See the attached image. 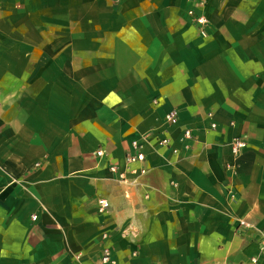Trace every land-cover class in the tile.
Wrapping results in <instances>:
<instances>
[{"label": "crops", "instance_id": "crops-1", "mask_svg": "<svg viewBox=\"0 0 264 264\" xmlns=\"http://www.w3.org/2000/svg\"><path fill=\"white\" fill-rule=\"evenodd\" d=\"M256 230L264 0H0V264H264Z\"/></svg>", "mask_w": 264, "mask_h": 264}, {"label": "built area", "instance_id": "built-area-1", "mask_svg": "<svg viewBox=\"0 0 264 264\" xmlns=\"http://www.w3.org/2000/svg\"><path fill=\"white\" fill-rule=\"evenodd\" d=\"M189 1L193 2L195 4H201L202 3V0H189ZM187 14L191 18L192 22L195 25H197L200 32L202 34H205V29L208 26L207 18L203 14L197 13L195 11V8H193V7L189 8L187 10ZM176 122H177V114L175 111L170 110L164 115V123L166 125H173ZM211 126L214 127L215 125L212 124ZM149 135H150V133H147V134H145V137H148ZM182 138L185 140L192 139L191 130L184 129L182 132ZM156 141H157V144L161 147H169L170 146V142H169V139L167 137L158 138ZM245 145H246V143H245L244 139H242V138H235L231 142V154L233 157V161L237 160V158L240 156V153H241L242 149L245 147ZM142 146H143L142 143L138 140L131 141L130 148L125 153L124 159H125L126 164H128V165L142 164L145 161V154H144ZM176 151H177L176 149L172 148L173 153H175ZM104 154H105V152L102 149H98L95 151V155L99 158L103 157ZM229 166L233 167V165H229ZM110 169L112 171H115L114 166L110 167ZM132 172L138 173V174H143L145 172V169L143 167H140L138 169H133ZM119 179L122 182H126V178H125L123 173L119 174ZM97 202H98V212H104L105 210L108 209L109 203L106 199L99 198L97 200ZM241 228H252V226L246 220H239L237 227H236V230L239 231ZM256 231L259 233V235L261 237L260 250L264 251V230H256ZM101 259L103 262L110 261L109 251H108L107 247L102 248V258ZM257 260H258L257 257H250L249 258L250 264H257ZM216 264H239V263H236L233 261H224L222 263H216Z\"/></svg>", "mask_w": 264, "mask_h": 264}]
</instances>
